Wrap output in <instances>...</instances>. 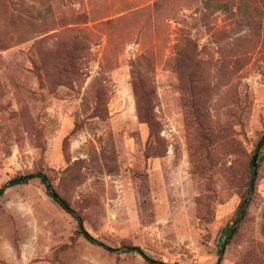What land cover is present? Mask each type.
Here are the masks:
<instances>
[{
  "label": "rangeland",
  "instance_id": "obj_1",
  "mask_svg": "<svg viewBox=\"0 0 264 264\" xmlns=\"http://www.w3.org/2000/svg\"><path fill=\"white\" fill-rule=\"evenodd\" d=\"M263 135L264 0H0V189L109 247L264 264ZM77 230L7 188L0 264H148Z\"/></svg>",
  "mask_w": 264,
  "mask_h": 264
},
{
  "label": "trees",
  "instance_id": "obj_2",
  "mask_svg": "<svg viewBox=\"0 0 264 264\" xmlns=\"http://www.w3.org/2000/svg\"><path fill=\"white\" fill-rule=\"evenodd\" d=\"M183 42H185V40ZM193 50H195V49H193ZM180 55H183V53H180ZM187 59L189 60L188 68H191L192 70H194V67H196L198 65L197 61L192 57H188ZM191 76H189V79ZM191 81L193 82L192 83V86H193L197 80L194 78ZM190 94H191L192 98L195 97L193 90L190 91ZM145 97L146 96L141 97L140 95H138V108H139L140 116H141L142 120L144 121V123H146L149 126V128L152 131L153 126L155 125V122H154V118L152 116L151 104H150V102L146 101ZM263 149H264V135L261 138V140L259 141V143L257 144V151L256 152L260 153L261 150H263ZM253 158H254V156H253ZM253 167H254V164H253V159H252L251 160V168H253ZM35 179H39L41 181V183L46 188L47 194L52 198V200L56 204H58L64 211H66L67 213L72 215V217L77 221V224H78V230H77L78 235L83 237L89 243H91L94 246H97V247H99V248H101L107 252H111V253H136V254L140 255L141 257H143L147 261L148 264H170V263L161 262V261H158V260L151 258L149 255H147L145 253V251H143L139 247L111 248L108 245H106L105 243L94 238L86 230V228L84 226L83 218L79 214H77L76 211H74L72 209L69 202H67L64 198H62L60 196V194L57 192V190L54 188L53 184L51 183L50 178L41 172L32 173V174H29V175L24 176V177L20 176V177L15 178L14 180L10 181L9 183L4 185L0 189V198L3 196V194L5 193L7 188H10V187H13L16 185H24V184L29 183V181L35 180ZM254 182H255V174L252 170L251 171V178H250V188L251 187L253 188ZM245 204L246 203L244 202L243 205H245ZM243 205H242V207H243ZM237 227L238 226L236 225V226L232 227L231 230L229 231V233H228V235H227V237H226V239L222 245V248L219 251L220 257H219L218 264L222 263L225 248L229 244L232 236L237 232Z\"/></svg>",
  "mask_w": 264,
  "mask_h": 264
},
{
  "label": "water",
  "instance_id": "obj_3",
  "mask_svg": "<svg viewBox=\"0 0 264 264\" xmlns=\"http://www.w3.org/2000/svg\"><path fill=\"white\" fill-rule=\"evenodd\" d=\"M253 164H254V174H256V170H255V167H256V157H255V159H254Z\"/></svg>",
  "mask_w": 264,
  "mask_h": 264
}]
</instances>
